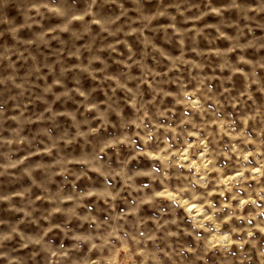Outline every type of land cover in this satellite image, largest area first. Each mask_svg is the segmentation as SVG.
Segmentation results:
<instances>
[{
  "label": "clouds",
  "instance_id": "9594fccd",
  "mask_svg": "<svg viewBox=\"0 0 264 264\" xmlns=\"http://www.w3.org/2000/svg\"><path fill=\"white\" fill-rule=\"evenodd\" d=\"M0 264H264V0H0Z\"/></svg>",
  "mask_w": 264,
  "mask_h": 264
}]
</instances>
